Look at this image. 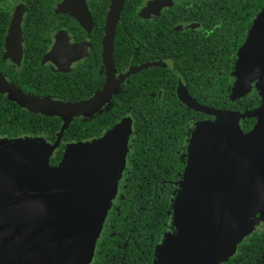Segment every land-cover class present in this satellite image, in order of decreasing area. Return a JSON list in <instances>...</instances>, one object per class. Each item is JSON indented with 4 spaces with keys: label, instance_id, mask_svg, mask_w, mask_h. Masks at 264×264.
I'll use <instances>...</instances> for the list:
<instances>
[{
    "label": "water",
    "instance_id": "1",
    "mask_svg": "<svg viewBox=\"0 0 264 264\" xmlns=\"http://www.w3.org/2000/svg\"><path fill=\"white\" fill-rule=\"evenodd\" d=\"M122 3L111 0L104 37L108 79L93 96L78 102L40 98L22 92L0 73V90L9 99L30 111L58 115L63 120L54 144L30 147L31 140H24L0 147V264H44L46 258L58 259L52 264H88L94 254L124 166L125 128L118 122L99 138L67 144L54 166L49 156L72 117L97 111L117 90L120 79L115 78L112 50ZM154 4L155 0L149 1L145 9ZM66 6L82 24L89 22L84 0H68ZM21 14L18 7L10 22L8 56H19ZM251 30L238 53L230 98L237 99L232 97L236 84L245 96L257 80L261 98L257 107L244 111L206 107L181 89L180 99L212 115L216 126L233 125L242 132L239 118L253 117L255 123L246 131L250 139H202L199 135L193 152L188 146L187 162L172 203L175 231L164 234L154 264L161 253L168 264L192 261L227 232L235 214L258 208L264 199V34L258 32L264 30V7ZM252 198L254 201L249 202ZM235 206L242 210L231 215Z\"/></svg>",
    "mask_w": 264,
    "mask_h": 264
},
{
    "label": "flooded vegetation",
    "instance_id": "2",
    "mask_svg": "<svg viewBox=\"0 0 264 264\" xmlns=\"http://www.w3.org/2000/svg\"><path fill=\"white\" fill-rule=\"evenodd\" d=\"M149 1L151 0H133L128 5L126 0H123L119 12L120 18H118L115 25L112 50L115 78L120 79L116 92L124 84L129 69L135 67L138 69L135 72L140 70L144 74L145 81L140 88L143 99L146 97L151 109L164 111V115H167L168 111L174 106H180L181 109L185 108L188 111L194 110L180 99L181 89L185 90L193 99L195 95L208 94L210 92L208 83L210 72L212 76L216 75L219 80L226 78L229 83V93H231L236 79L234 71L239 49L246 41L256 16L263 8L264 0H155V4L146 10L145 7ZM67 2L68 0H49L51 8L46 11L48 0H41L39 3L42 10L34 11L35 15L31 16L36 18H30L28 17L29 8L26 0H0V19L3 21V25L6 24L3 39L0 41V71L3 74L0 73L9 82L12 80L10 74H16V71L23 67H30L29 64L32 65L35 62L33 59L36 58L43 69L55 73H62L79 67L87 68V70L88 67L95 69L96 73L94 74H91L88 70L90 77L93 75V78L90 80L89 87L84 89V94L90 93V96H93L96 89L103 88V82L108 79L104 62V37L111 4L110 0H84L90 18L86 25L82 24L67 8ZM18 7L22 11L20 21L22 38L19 43V56L16 57L8 56L5 50L10 22ZM1 16H4V18ZM48 22H51L53 26L47 33ZM31 23L33 26H31ZM58 31H64L68 36L69 43L73 45V49L61 48V53L68 62L67 69H58L48 61L54 35ZM40 34H42L41 37ZM117 35H119L118 39H116ZM33 48H36L38 52L34 56L31 51ZM256 81L252 82L251 91L246 95L253 92L258 94ZM21 91L38 96L34 95L35 92L26 90L23 87ZM51 100L58 101L57 99ZM194 100L203 105L197 98ZM103 104L99 109H103L105 105ZM20 107L22 110H28L22 106ZM3 110L0 114V136L10 139L23 136H42L46 143L50 144H54L58 139L60 128L57 131L50 128V131L47 132V128L36 123V121L31 125L27 123L32 121V117H29L28 114L21 113V117L26 118V122L16 116L17 111L14 107L12 109L4 108ZM188 111L184 112L189 113ZM196 112H200L201 115L190 116L191 118L188 119L190 126L187 127L180 138L183 141L178 149L175 142L168 141L158 144L165 147L169 144L172 147L167 148L169 153L173 149L179 159L185 162V165L188 143L196 124L213 119V116H209L202 111ZM7 113L10 114L11 118L4 117ZM78 116L82 117L83 115ZM126 116L130 115L127 114L124 117ZM181 117L185 118V114L182 113ZM130 118L131 132L127 141L122 174L118 182L116 195L105 217L98 239L101 237L108 215L114 208L120 206L118 201L124 197V189L130 186L132 175H134L132 172L135 163L132 159H134L135 154L131 146L133 118L131 116ZM16 119L18 120L17 123L22 125L18 126L15 123ZM60 119L62 125L63 120L61 117ZM254 123V118H245L241 120L240 125L242 130L246 132L253 127ZM64 130L59 137L57 146L49 157L51 165L58 164L61 158L65 144L62 140L64 139ZM102 135L103 133L85 139L91 140ZM159 149L160 151L164 150L162 147H159ZM57 154H60L59 158L56 157L54 161L50 160L51 157H55ZM142 165L148 168L147 171H153L149 164L143 163ZM159 168L161 170L158 171V175L163 172L164 175L169 176L164 182H168L172 191H176L180 180V177L177 178V176H180L181 171L172 168L170 164ZM151 177H155V174H152ZM143 178L140 180L141 184L136 185L139 187L150 186L151 179L145 175ZM152 184L156 185L154 182ZM128 206L131 208L132 205L129 204ZM166 223L165 233L172 232L174 229L171 226V219L169 218ZM255 230L264 231V224Z\"/></svg>",
    "mask_w": 264,
    "mask_h": 264
},
{
    "label": "trees",
    "instance_id": "3",
    "mask_svg": "<svg viewBox=\"0 0 264 264\" xmlns=\"http://www.w3.org/2000/svg\"><path fill=\"white\" fill-rule=\"evenodd\" d=\"M26 1L29 8L28 17L32 18L35 15L34 11L42 10L39 3L41 0ZM132 1L126 0L128 5ZM50 8L48 0L46 11ZM1 17L4 18V16ZM4 22L6 23V21ZM3 24L0 19V41L3 39V31L6 25ZM31 26H33L32 23ZM52 26V23L48 22L47 33L52 29ZM27 34L29 36V32ZM39 36L41 37L42 34ZM118 38L119 35L116 39ZM31 51L33 56L38 53L36 48ZM33 61L35 62L32 65L29 64L30 67H23L16 71V74L9 73L12 78L11 82L19 89L23 87L35 92L34 95H38L40 98L57 99L63 102H78L90 97V93L84 94V89L89 87L90 80L93 78V75L90 77L88 70L94 74L96 73L95 69L88 67L87 70V68L79 67L62 73H55L43 69L39 65L38 59L34 58ZM133 70L137 71L138 69L135 67L129 69L130 74L126 76L124 84L114 96L104 103L105 105L103 104V109L82 117H72L63 134L64 139L62 140L65 144L60 160L67 144L85 141L88 140L85 138L100 135L120 122L127 114L133 118L131 146L135 154L134 159H132L135 163L132 172L134 175H132L130 186L124 189V197L118 201L120 206L114 208L108 215L101 237L97 241L94 257L89 264H154L156 248L163 239L167 227L166 222L169 218L174 229L172 232L175 231L172 223V203L176 191H172L169 183L164 182L169 176L164 175L163 172L158 175V171L161 170L159 167L170 164L172 168L181 171L180 176H177L181 179L185 162L179 159L173 149L169 153L167 148H172L169 144L166 147L158 144L168 141L175 142L178 149L183 141L180 138L190 126L188 119L192 115H201V113L196 112L198 110L195 109L188 111L182 108V111L180 106L172 107L167 115H164V111H154L151 109L147 98L143 99L140 94V88L145 81L144 74L140 70L134 71V73ZM105 83L106 80L102 86ZM208 83L210 90L208 94L195 95V98L206 107L244 111L251 110L260 104L261 98L256 92L236 100L231 99L228 80L226 78L219 80L216 75L212 76L211 72ZM100 89H96L93 93ZM57 96L58 98H56ZM12 107L17 111L16 116L26 122V118L21 117L22 112L32 117V121L27 122L30 125L36 121V123L47 128V132L50 131V128L53 131L61 129L62 122L59 116L22 110L17 102L9 99L0 90V114L4 108L12 109ZM182 113L185 114V118L181 117ZM4 117L11 118L8 113ZM247 119H253V117ZM17 122L16 119L15 123L18 126L22 125ZM159 147L164 150L160 151ZM56 157L59 158L60 154L51 157L50 160L54 161ZM143 163L149 164L153 171H147L148 168L142 165ZM152 174H155V177H151ZM144 175L151 179V185L139 187L136 184H141L140 180L144 179ZM153 182L156 184L155 186L152 184ZM129 204L132 205L131 208H129ZM236 249L235 254L221 264H264V231H252L243 241L238 243Z\"/></svg>",
    "mask_w": 264,
    "mask_h": 264
},
{
    "label": "rangeland",
    "instance_id": "4",
    "mask_svg": "<svg viewBox=\"0 0 264 264\" xmlns=\"http://www.w3.org/2000/svg\"><path fill=\"white\" fill-rule=\"evenodd\" d=\"M251 32L252 30L249 31L248 35ZM258 32H262V34H264V30L258 31ZM253 46H255V44ZM62 47L73 49V45L69 43L67 34L64 31H58L54 35V41L49 51L48 61H50L58 69H67L68 62L66 59H64L63 54L61 53ZM251 86H252V83H251ZM240 91H242L241 86L236 84L234 86L232 97H235V98L241 97L242 93ZM250 91L251 90L249 89L245 94H247ZM241 120L242 119L239 118V121H238L239 125L241 123ZM214 122H215V119L205 120L204 122L200 123L201 125H199L198 128L196 126L197 129L196 128L194 129L190 137L189 143H188V146L191 149V152H193V149L196 148V145H197L196 141L199 135L203 137L202 139H250L252 137L250 134L248 135L247 132H243V131L239 132L236 129V127L233 125L229 128L228 127L221 128L218 125L216 126ZM119 124L123 125V127L125 128L124 130L125 135L129 139V135L131 132L130 116L124 117L119 122ZM240 129H241V125H240ZM92 139H96V137ZM24 140H31L30 147L43 146L45 145V142H46V140L42 136H35V137L23 136V137H17V138H12V139L0 136V147H3L4 145L9 146L16 142H23ZM29 150H27V152L25 151L23 155L26 156V153H28ZM220 155L218 154V156ZM253 201H254L253 198L249 200V202H253ZM260 202H261L260 206L254 210H248V211L243 210L240 213L235 214V216L231 219L230 226L228 228L229 233L227 230L225 234L219 236L212 246H210L209 248H206L205 250H203L202 252L194 256V259L192 261L188 263L178 262L177 264H221L223 260H225L227 257L232 256L236 251L237 244L243 241V239L246 238L252 231H254L259 226L264 224V199H262ZM236 207L237 206L230 209L232 213L231 215H233L237 210H242L241 208H236ZM172 223H173V219H172ZM250 226L251 228L252 226L254 228L250 229ZM94 250H95V247H94ZM60 255H62V253L58 254V256ZM92 257H91V260H92ZM168 259L170 261L169 257ZM57 260L58 259H55V258H52V259L46 258L44 260V264H52L53 262H56ZM91 260L88 262V264L91 262ZM170 263L175 264V263H172L171 261ZM156 264H168L167 259L165 258L163 253H161L158 256Z\"/></svg>",
    "mask_w": 264,
    "mask_h": 264
}]
</instances>
